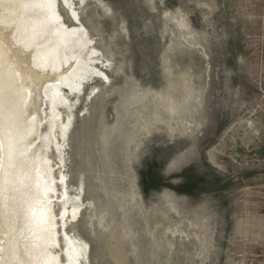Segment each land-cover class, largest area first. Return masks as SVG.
<instances>
[{
  "label": "rangeland",
  "instance_id": "rangeland-1",
  "mask_svg": "<svg viewBox=\"0 0 264 264\" xmlns=\"http://www.w3.org/2000/svg\"><path fill=\"white\" fill-rule=\"evenodd\" d=\"M105 1L112 84L90 79L67 146L89 264H264V0ZM167 90L192 92L173 129Z\"/></svg>",
  "mask_w": 264,
  "mask_h": 264
},
{
  "label": "bare ground",
  "instance_id": "bare-ground-1",
  "mask_svg": "<svg viewBox=\"0 0 264 264\" xmlns=\"http://www.w3.org/2000/svg\"><path fill=\"white\" fill-rule=\"evenodd\" d=\"M62 1L0 0V264H89L90 245L75 229L86 188L82 178L70 181L67 146L85 82L112 84L114 64L94 31L102 27L96 12L114 10L105 0ZM141 90L135 102L151 92ZM154 95L173 129L192 92Z\"/></svg>",
  "mask_w": 264,
  "mask_h": 264
}]
</instances>
